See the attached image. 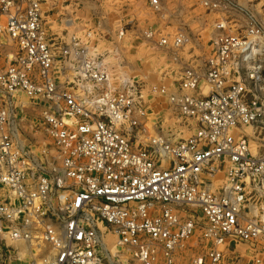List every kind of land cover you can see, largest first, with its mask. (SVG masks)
Returning <instances> with one entry per match:
<instances>
[{
    "label": "built area",
    "instance_id": "built-area-1",
    "mask_svg": "<svg viewBox=\"0 0 264 264\" xmlns=\"http://www.w3.org/2000/svg\"><path fill=\"white\" fill-rule=\"evenodd\" d=\"M43 2L0 0V264L25 262L27 246L43 264H243L241 245L264 264V0H199L243 24L215 23L208 55L187 64L185 29L120 28L164 55L149 93L193 123L183 139L148 132L146 82L113 76L91 32L54 45ZM22 97L47 143L17 117Z\"/></svg>",
    "mask_w": 264,
    "mask_h": 264
},
{
    "label": "crops",
    "instance_id": "crops-1",
    "mask_svg": "<svg viewBox=\"0 0 264 264\" xmlns=\"http://www.w3.org/2000/svg\"><path fill=\"white\" fill-rule=\"evenodd\" d=\"M128 1L129 7L120 11L122 5L118 4L117 7L113 0H44V25L54 45L69 44L73 36H82L91 32V45L95 47L97 54L106 58L110 71H125L129 68L134 77L136 75L142 77L147 85L161 83L165 81L162 75L152 73L148 76L141 71L148 63L151 68L159 51L145 47L131 31L123 37H120L118 32L127 22L133 20L138 25L136 34L140 36L149 27L163 29L165 33L172 35L168 29L172 28L174 22L188 18L189 9L181 5L182 9L178 12L174 7V2L178 0H162L163 10L155 14L147 8V0ZM180 1L184 2V0ZM210 49L211 46L202 49L195 47L187 50L186 48L180 53V57L183 64H187L192 57L208 55ZM147 59L150 61L148 62ZM161 69H166V66ZM167 75L171 76L170 71ZM28 110L29 115L32 116L34 113L36 117L42 111L41 108L35 107ZM250 252L246 245L239 247L243 264L248 263Z\"/></svg>",
    "mask_w": 264,
    "mask_h": 264
},
{
    "label": "rangeland",
    "instance_id": "rangeland-1",
    "mask_svg": "<svg viewBox=\"0 0 264 264\" xmlns=\"http://www.w3.org/2000/svg\"><path fill=\"white\" fill-rule=\"evenodd\" d=\"M179 1V3H178ZM177 2H174V7H176L177 11L180 12V10L182 9V6L188 7V13H190V15L188 16V18H185V20L181 19L178 22H174L172 25L170 32L172 34H175L178 30L181 29H185L188 33H190V35L192 36V44L189 45L187 47V50L190 48H195V47H199L200 49L204 48L205 46H211V40L212 37L214 38L215 36H217V30L214 26L215 23L217 22H221L223 19H226L228 23H230V25H227V27H231V29H228L229 32H235L236 29L238 28V26H235L236 24H243L242 20H239V23H236L237 21H233L235 20V18L237 17V14L234 11L231 10H227L225 12L219 10V11H211L208 10L207 8L203 7L202 5H199L198 1L199 0H184V2L182 3L180 0H178ZM243 1V2H242ZM247 0H239L240 3H242L243 5L247 6L249 5V1L246 2ZM181 3V4H180ZM258 2L254 3V9L257 10V12H259L260 14L261 12V5H257ZM249 7V6H248ZM177 11H175L177 13ZM169 33V32H168ZM157 58L155 60H153V64L150 68L149 63L144 65L142 68V73L146 74V75H151L152 73L154 75H163V73H165V69H161L163 66L165 67L166 65V60L164 58V55L160 52H158L157 54ZM148 60V59H147ZM150 60H148L149 62ZM182 61V60H181ZM183 63V62H182ZM182 64L178 65L177 69H181ZM111 73L113 76L115 77H120V76H129V77H134V74L131 73V70L129 68H126V70H115L112 71ZM57 77L61 80H63V78L61 77L60 74H57ZM136 79L143 81L142 77L139 76H135ZM145 100L147 101L146 106L149 107V120L147 121V125L146 128L148 129V132L153 133L152 128L154 127V124L157 127H163V128H172L173 132L176 130L175 134L178 138H188L193 134V123L191 121H187V119H178L177 117H175L174 113L171 112V107L168 103H166V101L164 100V98H155L154 96L150 95L151 93H149L150 91V84H145ZM114 86H117V82H115ZM205 93L207 94V90H204ZM22 102L25 105L26 109L25 110H21V109H17L16 110V114L17 117L21 120L22 125L25 127V130L28 132L27 135H29V137L31 135H36L37 137L42 136L43 138H40L39 140L45 141L46 143L48 142V140L46 139V136L43 133H40L39 131H36V129L33 130V127L36 125L38 117H36V115H34V113L29 115V108H31V103L30 101L25 98L22 97ZM174 118H173V117ZM249 134H251V131H248ZM30 140V139H29ZM32 141V140H30ZM38 141V140H37ZM107 245H108V249H109V255L110 253L114 256L116 254V249L114 247V237L112 235H108L107 238ZM39 248V247H38ZM27 260L25 262H21V263H17V264H43V262H41L40 260H38V258H35V256L37 255V251H33L32 248H28L27 246ZM41 250V249H40ZM40 253V251H39ZM41 254H43V252L41 251ZM46 254V252L44 253ZM123 264H126L123 262ZM134 264V263H131Z\"/></svg>",
    "mask_w": 264,
    "mask_h": 264
}]
</instances>
